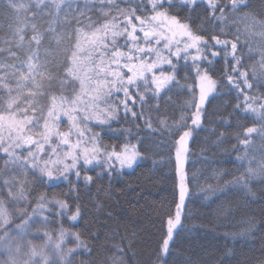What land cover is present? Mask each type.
<instances>
[{"label":"snow or ice","instance_id":"6c2138e0","mask_svg":"<svg viewBox=\"0 0 264 264\" xmlns=\"http://www.w3.org/2000/svg\"><path fill=\"white\" fill-rule=\"evenodd\" d=\"M0 4L13 14L0 27L7 29L0 54L15 61L0 58V264H73L79 249L91 254L80 233L63 227L65 217L71 222L81 218L78 204L46 194L30 197L36 181L52 184L72 176L77 185L81 181L90 185L88 166L99 164L101 153L109 174L131 168L141 155L136 145L132 151L125 146L123 153L109 152L101 147L100 133L92 130L111 128L121 114L142 118L153 133L177 137L178 203L174 215L167 217L156 264L167 257L182 226L188 194L187 142L192 129L202 125L209 98L219 86L209 68L202 66H211L222 53L232 61L224 71L226 86L239 94L234 110L243 108L257 118L237 138L243 149L238 159L247 162L246 172L225 181L224 188L240 186L254 196L251 184L264 183V0L258 5L252 0H83L82 6L81 0H0ZM200 5L204 11L195 20L175 11L195 12ZM97 7L102 19L93 20L89 13ZM229 19L231 39L221 38L227 35L223 29L207 35L197 30ZM254 46L259 58L246 64L242 49L251 53ZM181 60L185 66L191 61L195 75L191 85H184L190 95L185 108L191 111L186 114L182 109L177 119L160 113L161 102L165 98L171 102L169 93L180 86ZM153 109L158 114L155 125ZM256 138L261 141L258 161L249 153ZM217 190L224 189L209 188ZM53 220L59 222L55 236L49 229ZM68 236L74 237L75 248L67 247ZM30 237L43 243L34 244ZM117 251L120 255L110 258L111 264H124V249Z\"/></svg>","mask_w":264,"mask_h":264},{"label":"trees","instance_id":"16d2710c","mask_svg":"<svg viewBox=\"0 0 264 264\" xmlns=\"http://www.w3.org/2000/svg\"><path fill=\"white\" fill-rule=\"evenodd\" d=\"M252 2L258 5V0ZM175 11L181 17L191 16L195 20L203 13L204 5L195 12L184 8ZM12 15L0 4V27L6 25ZM89 15L93 20L102 19L98 7ZM220 29L227 35H222ZM197 30L231 39L232 21L205 25ZM6 35L4 28L0 31V41ZM242 51L246 64L259 58L255 46L251 53L248 49ZM0 58L15 62L6 54H0ZM231 62V57L225 58L222 53L211 66H202L209 68L219 86L206 105L202 125L194 131L190 141L186 166L188 199L182 226L174 235L169 254L159 264H260L264 260V183L251 184L254 196L240 186L224 188L225 181H232L246 172L247 162L238 159L243 149L237 138L244 127L257 123L252 113L243 108L234 110V105L240 102L239 94L226 86L223 78ZM190 65L191 61L188 66L180 61L181 71L177 74L180 86L173 87L169 93L171 102L167 98L161 102L160 115L178 119L182 109L186 114L191 111L185 108L190 95L184 87L192 84L195 75ZM145 112H148L147 107ZM150 114L155 125L158 114L154 109ZM92 130L100 133L101 147L109 152L120 153L125 146L136 145L135 150L141 154L138 162L132 170L115 171L103 178L93 177L86 190L82 184L71 185L75 186L73 193L64 195L65 186L52 184L46 188V193L65 196L70 205H79L81 218L74 231L80 233L92 250L91 254L83 250V264H107L114 253L120 255L119 248L124 249V264H156L167 217L174 215L178 203L177 137L153 133L145 127L142 118L133 120L123 114L111 122V128L95 126ZM253 144L249 153L258 161L261 141L256 138ZM210 187L224 190L210 192Z\"/></svg>","mask_w":264,"mask_h":264},{"label":"rangeland","instance_id":"374dc122","mask_svg":"<svg viewBox=\"0 0 264 264\" xmlns=\"http://www.w3.org/2000/svg\"><path fill=\"white\" fill-rule=\"evenodd\" d=\"M175 39L176 40H180L181 37L177 36V37H175ZM181 55H183V53H181ZM93 122L95 123V121H93ZM66 128H67V125L65 124V125H63L62 130H65ZM196 129H198V128H193L192 129V136L188 139V142H187L188 151H189L190 141H191V139L193 137V134H194V131ZM127 148H128V151H132V147H127ZM124 150L125 149H123L122 152H120V153H123ZM188 151L185 154V163H184V170H185V172H186V166H187V160H188ZM138 160H139V157L137 158L136 162L133 164V166L131 168H128L127 166H124L122 169H119L118 168L117 171H122V170L129 171V170H132V168L135 166V164L138 162ZM114 163L118 165V161H114ZM2 164H3V160L0 159V166H2ZM112 173L113 172H111V174ZM83 174L84 173H82V176H83ZM87 174L88 175H91L92 177H97V178H103L105 175H110L109 174V169L105 166V162H104V159H103V153H101L100 163L99 164H97V163L94 162L93 165L88 166V173ZM177 178H178V193H179V174L178 173H177ZM39 184H40V182L39 181H36L35 184L33 185V188H32V196L30 197V199H35L36 197H38L41 194H46L50 199L56 198V199H64L65 200V196L48 195L46 193V188H48L52 184H61V185L65 186L64 195H69L70 192L73 193V189H74V187H72L71 185L77 186L76 179H75V177H72V176L69 177V181H63V180H61V181H58V182H54L52 184H47V183L42 184L41 183L42 184L41 187L38 188L37 186ZM79 184H82L84 190H86V188L89 186V185H85L82 181ZM186 186H187V175H186ZM36 188L39 189L38 192L36 191ZM187 199H188V194H187V197H186V200H185L184 209L182 211V217H183V213H184V210H185V207H186ZM71 205H73V204H71ZM77 222L78 221L71 222V221H69L65 217V220H64V223H63V227L66 230L70 231V232H75L74 231V227L76 226V223ZM58 226H59V222L58 221H55V220H53V223L51 225H49V229L53 232L54 236L58 233ZM178 229H177V231H178ZM30 239H33V243L34 244H42L43 243V240H41V239H35L33 237H30ZM65 243L67 244V247H69V248H75V246H76V242H75V239H74L73 236L66 237ZM78 251L80 252L79 255H73L72 256L73 264H83V261L81 259V254L83 252V249H79ZM112 257H119V255H118V253H114L113 256H111V257L108 258L107 264H111V259L110 258H112Z\"/></svg>","mask_w":264,"mask_h":264}]
</instances>
